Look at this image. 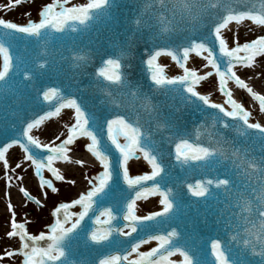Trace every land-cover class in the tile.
Wrapping results in <instances>:
<instances>
[{"label":"water","instance_id":"water-1","mask_svg":"<svg viewBox=\"0 0 264 264\" xmlns=\"http://www.w3.org/2000/svg\"><path fill=\"white\" fill-rule=\"evenodd\" d=\"M262 6L264 0H107L100 9L90 10V19L83 24L67 21L63 31L49 28L42 30L40 36H29L0 26V44L9 50L12 65L5 80L0 81V148L5 144L10 145L8 150L13 146L21 147V143H26L22 133L27 123L45 115L42 123L61 113L46 116L48 111L55 110L58 102L56 99L44 101L42 96L48 87H57L65 98H76L87 112L95 114L96 125L92 126L90 122V127L98 133L102 145H110L106 136L108 118L124 115L134 126L139 120L142 142L159 153L158 158L164 167V172L155 181L144 182L142 186L150 188L154 183H160L162 188L171 189L173 193L174 209L169 219L148 221V227H138L137 232L129 237L113 231L108 241L96 243L90 239L95 229L124 227L127 202L134 197V189L114 177L106 189L108 195L98 197L80 227L62 241L66 256L55 264H100L109 256L128 255L131 244L139 239L167 235L173 229L178 233L173 243L185 247L194 260L206 258L214 262L210 242L219 239L222 246L230 250L226 251L229 264L233 260L258 264L262 258L255 253L264 250V237L257 241L252 233L254 225L258 228L264 222V217L258 214L264 210V199L261 198L264 196V135L247 128L238 118L224 117L217 109H211L201 101L193 103L195 98L189 99L190 94L182 85H155L141 59H147L150 48L171 46L169 50L176 51L186 65L188 60L183 61L182 49L193 42H207L218 55V47L210 35L214 22L228 14L229 9L235 14ZM239 23L252 22L246 19ZM230 24L221 32L230 30ZM121 52L124 53L123 72L139 89L138 92L132 90L136 92L135 96L96 75L105 58H118ZM205 55L206 52L203 53ZM239 55L246 54L241 52ZM193 57L205 62L202 58ZM261 57H255V60ZM220 63L224 69L226 60ZM187 64H190V56ZM205 80L199 84H204ZM222 95L226 106H230L226 102L227 97ZM201 107L204 111H200ZM180 137L194 146L222 149L223 155L218 153L207 160L189 159L184 162L181 158L178 161L174 143ZM14 140L21 143H13ZM119 140L124 142L123 138ZM28 147L26 156L31 154L35 159L46 160L50 154L43 147L31 144ZM108 154L113 160L118 156L111 147ZM40 175H37L39 179ZM48 175L52 176L50 172ZM224 178L232 182L227 189L215 183ZM209 179L214 183L207 185L209 192L205 197L191 195L189 184L195 185L196 181L206 184ZM139 187L136 186V190ZM78 207L68 212L77 213L80 211ZM103 208H111L116 216L111 225L95 223ZM59 215L62 218L64 211L61 210ZM12 238L19 237L12 235ZM245 240L249 241L247 245ZM151 241L154 240L142 245ZM34 243L36 247L47 248L49 241ZM29 244L33 242L29 241ZM120 264H127V261L121 260Z\"/></svg>","mask_w":264,"mask_h":264},{"label":"snow or ice","instance_id":"snow-or-ice-1","mask_svg":"<svg viewBox=\"0 0 264 264\" xmlns=\"http://www.w3.org/2000/svg\"><path fill=\"white\" fill-rule=\"evenodd\" d=\"M21 2L22 0H8V3L5 4L4 7L5 9H9L10 7L19 5ZM106 3L107 0H91V2L86 5L66 8L60 12H55V6L48 4L40 9L41 19L39 22H29L26 25H20L9 20L0 19V26H2L3 29L13 30L14 32L21 34L40 36L42 30L49 28L54 31H63L65 24L69 20L80 21L83 24L86 20L90 19V10L100 9ZM185 7H188V5H185ZM246 19L255 25L264 27V6L260 9L255 7L250 10L246 9L235 14L229 9L228 14L214 22L210 35L213 36L214 42L218 47V55L215 54V48L210 47L207 42H193L187 46H183L182 49L183 61H187L192 52L197 56H200L205 52L207 53V55L202 56V59L206 61L205 67L210 66L214 70L215 76L218 77L219 89L227 97L226 102L231 106V111H227L219 103H210L208 95L196 91V86L206 77L200 76L196 71L190 70L186 67L185 64L181 62L177 52L169 50L171 46L150 48L148 50L147 59L144 60L142 58L141 63L146 64L149 78L155 85H182L184 86V91L190 94L189 99L195 98L192 99L193 103H195L196 100L201 101L203 105L211 109H217L224 117L238 118L243 121V124L246 125L247 128L256 129L264 135V127H261L256 123H249V113L245 111L239 103L233 100L232 93L226 87L227 81L232 80L240 88L247 89V91L260 102L261 106H264V95H257L253 92L245 81L237 75L236 71H234L236 65L250 67L254 64L256 56L264 55V35L258 36L256 39L251 40L250 42H245L242 45L237 43L233 48L227 47L226 41L221 35V30L224 29L229 22L239 23ZM137 23H139V21H137ZM205 40H207V38H205ZM241 52H244L246 55H239ZM0 54L3 55V69L0 70V81H4L12 67L10 62L11 58L9 50L2 44H0ZM162 54L170 56L172 60L176 61L183 69L184 75L176 76L171 79L167 78L163 74L162 67L157 62L158 57ZM78 59H83V57H78ZM123 59V52L120 53L118 58H105L103 66L98 69L96 75L118 85L121 89H127L129 93L135 96L139 89L128 80L127 75L123 72ZM221 60H226V67L224 69L221 67ZM41 67H43V65H41ZM212 75L213 72L207 73V76ZM133 89H136V92H133ZM177 91H179V89H177ZM42 96L44 101H52L53 99H56L58 102V106L55 107V110L48 111L46 116L51 117L60 113L61 109L70 108L74 109L75 123L69 128L66 139H64L58 146H51L49 144L41 145L32 135L29 134L35 126L39 125L41 121L45 119V115H41L39 119L27 123V126L22 133V137L26 138V143H21L19 140L13 141V143H21V147H23L25 153H29V144L35 145L37 148L43 147L48 153H50L47 155L46 160L35 159L31 154L27 156V159L31 160L35 166L37 175H40L43 169H47L56 180H63L64 177L59 173L56 167H53V163L57 160H63L65 162L69 161V156L67 155L69 151L68 146L72 145L78 137L90 140V143L86 144V149L99 161L103 170L98 175L88 178L90 187L82 194H79L77 199L72 200L71 204L61 203L54 209L53 215L56 219L55 223L50 226L48 235L41 232L39 236H30L27 232L23 231L24 225H16L15 222H13V228L20 229V231H13L9 233V235H18L23 242V249L21 252L24 257L23 264H47V262L55 264V262L60 261L62 257H65V250L61 246L62 241H64L70 233L75 232L80 227L81 222L85 220V217L88 216L90 210H92L97 203V198L108 195L106 189L109 188L114 177L117 181L122 179L130 189H134V197L128 200L126 212L123 215V220L126 223L124 224V227L119 229H113L111 227L104 228L103 230L100 228L95 229L90 234V239L93 242L101 243L103 241H108L113 231L119 232L122 236L129 237L137 232L138 227H148L149 225L146 223L148 221H156L157 218H162L164 220L170 218L174 209L172 190L162 188L160 183H154L150 188L142 186L144 182L155 181V178L164 172V167L162 160L158 158L159 153H157L154 148L146 147L142 142L141 125L139 120L136 121V126H134V124L129 122L124 115L117 114L114 118H108L106 120V136L107 140L110 141V145H102L98 133L93 131L92 127H90V122L92 126L96 125L95 114L87 112L81 102H78L76 98H65L57 87H48L47 90L42 93ZM144 100L148 103V98L146 96L144 97ZM200 111H204V108L201 107ZM169 127L174 126L170 125ZM120 136H123L125 143H120ZM9 146L10 145L5 144L3 148H0V161H5V153ZM109 147L113 148L115 152L118 153L115 160L110 158L108 154ZM137 153L143 155L144 160L150 165L151 171L150 173L132 177L129 174L128 165L130 159ZM218 153L223 155V150L194 146L183 137H180L179 141L174 143V154L178 161L181 160V158H183L184 162H187L189 159L207 160ZM5 163L7 162L5 161ZM80 163L82 165L83 161L81 160ZM40 179L41 187L47 186L51 188L53 192L57 191V189L52 186L51 180L45 179L42 175H40ZM213 183L214 181L209 179L206 184L203 181H196L195 185L189 184L187 187L192 196L202 198L209 192L207 185H212ZM215 183L218 186H224L227 189L232 182L228 178H224L219 179ZM136 186H140L138 190H136ZM24 194L26 197L29 196L26 190ZM147 195H158L160 197L158 200L160 210L150 212L143 216L137 215L136 202L137 200L146 198ZM261 198L264 199V196ZM36 202L39 203V201ZM76 205L81 206L82 211L79 213H69L67 211L70 207ZM9 207L11 206L9 205ZM61 210L64 211L62 218L59 215ZM258 214L260 217H264V210L259 211ZM73 216L75 219H72ZM101 217L104 219L102 220ZM115 219L116 216L111 208H103L99 211V215L96 216L95 223L97 225H111L112 221ZM70 220L71 227H66L65 225L68 224ZM253 227L255 228V231L252 234L256 236L257 241H260L261 238L264 237V222H262L258 228H256L255 225ZM125 229H127V231H125ZM177 236L178 233L173 229L167 235H151L147 240L139 239L131 244V250L128 255L123 257L120 255L109 256L106 259L101 260L100 264H120L121 260L127 261V264H229V256L226 255V251L230 250L225 249L219 239H213L210 242L211 256L214 257L213 262L206 258L194 260L193 255H190L185 247L177 246L173 243V238ZM38 240L49 241L47 248L36 247L34 242ZM149 240L157 241V247L152 248L149 252H138L140 246ZM29 241H32L33 244L30 245ZM124 243L130 242L125 241ZM244 243L247 245L249 241L245 240ZM253 251L255 252V249H253ZM132 253H136L139 258L135 260L129 259L128 257ZM12 254L13 253H8V255ZM255 254L262 258L258 264H264V250ZM174 255L182 257V261L178 262L171 260L170 257ZM72 264H75V262H72ZM82 264H86V262H82ZM232 264H245V262L233 260Z\"/></svg>","mask_w":264,"mask_h":264},{"label":"rangeland","instance_id":"rangeland-1","mask_svg":"<svg viewBox=\"0 0 264 264\" xmlns=\"http://www.w3.org/2000/svg\"><path fill=\"white\" fill-rule=\"evenodd\" d=\"M84 2L86 0H22L19 5L5 9L4 5L8 3V0H0V19L26 25L29 22H39L41 18L40 9L45 5L52 4L56 7L58 3H61L64 7H70L74 4L79 6L83 5ZM259 28L257 25H253L252 28L240 29L243 32H247V35H244L247 37L246 39H237L234 36L236 44L239 43L242 45L245 42H250L258 36L263 35L264 32ZM228 41L233 42L232 37H229ZM162 65L166 67V70L169 69L168 71L171 77L183 75L173 62L162 63ZM205 65L204 62L196 59L193 62V68L190 70H194L198 75L206 77L204 84H198L203 92H215L213 96L214 100L222 98L223 95L219 89L218 79L214 71L212 76H207L205 71L208 67H205ZM240 68L247 69L248 67ZM229 86L230 84L227 83L228 90H230ZM231 88H238L243 92V97L239 100L241 101L239 103L241 106L247 104L249 109H253V105L249 102L252 99L256 100V98L247 89L240 88L235 82H233ZM256 103L258 108L255 107L257 109L255 116L260 115L264 117L262 106L259 105L260 103ZM71 111L72 109H67L59 116L44 122L36 128L32 132L36 140L42 145L49 144L51 146H58L66 139L69 128L75 123L74 113L72 115L70 113ZM86 144L85 140H76L73 143V150L75 153L83 155L87 152ZM15 149L18 151V158L15 155L8 154L6 159L7 163L0 164V264H23L22 251H19L21 245L20 238H12L7 234L8 229L13 228V222L16 225L21 222L24 227H27V232L34 236L39 235L41 232H49L50 226L55 223L56 219L53 215L54 209L61 203L70 204L80 193H83L90 187L88 178L94 177L101 172L99 168L89 165L85 160L80 159L83 161L82 165L79 160H73L69 165L74 171L65 175L63 180H56L53 176L48 175L47 171L45 177L52 181V186L57 191L53 192L51 188L41 187L39 185V188H37L36 183H31L30 180L36 172L35 167L27 160L25 153L20 147ZM147 171L148 169L143 165H136L130 169L132 176L141 175ZM27 179L30 180L29 184L27 183ZM25 190L29 194L28 197L24 194ZM15 196L23 199V204L14 205ZM36 201H39V203ZM150 209H153V207H144L142 211L144 213ZM8 253L13 254L8 255Z\"/></svg>","mask_w":264,"mask_h":264},{"label":"bare ground","instance_id":"bare-ground-1","mask_svg":"<svg viewBox=\"0 0 264 264\" xmlns=\"http://www.w3.org/2000/svg\"><path fill=\"white\" fill-rule=\"evenodd\" d=\"M253 25H255V24H253V23L230 24V30H226V31L221 32L222 38L225 39L227 47L233 48L236 46V40H235L234 36H236L237 39H246L247 36H244V35H247V32H243L240 29L252 28ZM258 27H260L259 29H261V31L264 32L263 27H261V26H258ZM263 35H264V33H263ZM229 37H232L233 42L228 41ZM195 60H196V58H194L193 56H190V64H187V67L189 69L193 68V62ZM161 61L163 63H167V62L169 63L168 58L163 57V58H161ZM204 63L206 64V61ZM2 69H3V58L0 55V70H2ZM213 71L214 70L211 67H208V69H206L205 73L207 75V73L213 72ZM234 71H236L237 75H239L240 78L245 81V83L253 90V92H255L257 95H264V75H263V73H264V55H262V57L260 59L254 60V64L252 66L248 67L247 69H241L240 67H235ZM205 73H204V75H205ZM166 74L168 77H170V74H168V72H166ZM227 83L230 84V86H229L230 90L229 91L232 93V96H233V98H235V101L237 103H241V101H239V100H241V97H243V92L238 88H231V86L233 85L232 80H228ZM231 83H232V85H231ZM196 91H198L201 94L208 95L209 100L211 102L221 104L227 111L232 110L231 106H226L223 97L219 98V99H215V100L213 99L215 92H208V91L203 92L200 89V86H198V90H196ZM249 103L251 105H253V109H249L247 104H244V107L247 108L248 113H249V118H248L249 123H256V124H259L260 126L264 127V117L260 116V115L255 116V113L257 110V109H255V107L258 108L257 103L253 99ZM70 113L73 115L74 111H71ZM31 135L33 136L34 139H36L32 133H31ZM85 142L90 143V140H85ZM68 147H69V151H68L67 155L69 156V161L68 162L63 161V162L53 163V167H56L62 176H65V175L69 174L71 171H74L73 169H71V167L69 165L70 162H72L73 160L74 161H77V160L81 161L80 159H82V160H85L89 165L95 166L97 168L100 167L99 161L90 152L87 151L85 154L81 155L79 153H75V151L73 150V144L69 145ZM9 154L15 155L17 158L19 156L17 149H13V150L9 151ZM132 160H133V158H132ZM142 164H143L142 161H140V162L139 161L138 162L132 161V163L129 166V170L132 167H135L136 165H142ZM43 174L44 175L47 174L46 170H43ZM30 180H31V183L35 182L37 188H39L40 184H39V181L37 180V178L35 177V175ZM30 180L27 179L28 184L30 183ZM80 194H82V193H80ZM78 196L75 199H77ZM158 200L159 199H157V201ZM23 202H24L23 199L16 197L14 200V205L23 204ZM153 203H154V200L149 201V202L144 203V204H141V207H152ZM17 225H23V224L20 222ZM13 230H14L13 228L8 229V233H7L8 236L12 237V235H9V233L13 232ZM147 245L148 244L142 245L141 249L146 248ZM22 249H23V246L21 243L19 251L20 250L22 251ZM133 257H135V256L133 255V256L129 257V259H131Z\"/></svg>","mask_w":264,"mask_h":264}]
</instances>
